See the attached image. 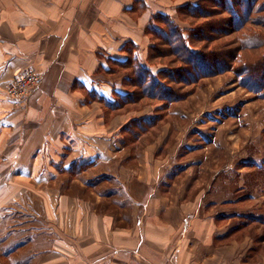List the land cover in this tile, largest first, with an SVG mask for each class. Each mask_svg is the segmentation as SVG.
I'll use <instances>...</instances> for the list:
<instances>
[{
	"label": "crops",
	"instance_id": "obj_1",
	"mask_svg": "<svg viewBox=\"0 0 264 264\" xmlns=\"http://www.w3.org/2000/svg\"><path fill=\"white\" fill-rule=\"evenodd\" d=\"M137 1L0 0V166H7L0 171V215L8 212L6 203L15 202L25 191L35 193L30 181L52 184L62 173H70L67 170L74 163L80 166L87 162L92 167L110 164L120 186L116 216L111 212L106 217L81 201L71 199V203V193L63 190L59 211L44 196L42 207H30L29 213H43V226L53 228L54 233L37 235V244L42 246L23 261L135 264L141 259L144 264H264V254L249 252L257 243L255 233L240 241L246 247L238 256L231 241L222 240L237 235L236 231L224 234V226L218 233L224 236L217 237L214 221L197 219V192L192 198L190 187L175 186L180 176L187 175L191 160L184 157L183 142L178 134H170L169 125L162 126L151 140L138 137L154 162L163 163L166 157L158 158V152L174 147L171 151L176 157L158 162L154 170L155 163L148 167L141 160L129 161L134 158H127L133 149L131 145L122 147L117 134L119 125L133 119L135 112L109 114L106 120L94 102L88 105L84 100L83 94L94 98L91 92L109 101L117 93L127 92L119 79H96L95 70L100 67L105 72L107 59L124 60V45L129 41L138 45L142 54L147 53L150 40L145 27L151 15L168 12L177 20L175 6L182 0ZM30 69L39 70L41 78L25 102L15 103L6 96L4 87ZM185 165L182 172L176 170ZM87 169L82 167L78 172L83 174ZM73 176H67L68 184ZM27 199V205H32L33 200ZM35 225L29 227H39L37 222ZM136 228L141 232L139 238ZM7 245L0 252L4 256L12 255L15 247ZM15 259L8 260L15 264Z\"/></svg>",
	"mask_w": 264,
	"mask_h": 264
},
{
	"label": "rangeland",
	"instance_id": "obj_2",
	"mask_svg": "<svg viewBox=\"0 0 264 264\" xmlns=\"http://www.w3.org/2000/svg\"><path fill=\"white\" fill-rule=\"evenodd\" d=\"M211 10H217L216 12L219 13V15L212 17L213 20L203 18L198 20L194 17L188 19L187 16L182 15V20H176L182 30H187L189 27L204 30L200 32L199 38L208 37L210 33L205 32L210 29H222L221 40L197 42L189 37L192 45H196L195 49L201 53L210 51L207 46L212 49H219L223 46L222 40H229L234 43L237 36V33L233 31L234 29L225 25L224 22L209 24L211 20L212 23H218L221 15L225 18L229 16L227 13L221 12L224 8L213 9L211 7ZM167 34L169 33L167 32ZM185 34H187L186 31ZM161 47L162 45L159 46L157 52L163 55L164 50ZM173 59L172 56L155 58L153 60L154 65L151 68L162 67V64ZM172 65L174 67L180 66L176 63ZM96 73V79L108 82V80L119 79L122 70H117V74L102 71ZM174 76L177 75L174 74ZM185 76L187 77L183 80H189L193 77L192 75L190 78L188 73H185ZM252 78L254 79V77ZM240 82L232 71H224L198 78L194 85L183 86L182 84L183 90H189V93L173 103H164L153 98L138 99L140 97L139 87L128 86L136 92L137 95H134L137 97H134L131 102H126V100L122 102L124 100L122 98L117 99L115 101L116 106H113L116 108L113 111L108 109L101 101L99 103L98 98H96L98 100L96 102L94 101L95 97L92 98L83 94L85 102L88 105L94 102L100 113L105 115L106 120L109 112L112 115L117 112L119 115L124 114L126 110L135 112L133 119H128L126 123H123L124 125L120 124L117 132L122 147H130L131 145V149H133L127 157L134 156L129 160L131 162L141 160L148 167L150 164L155 163L153 166L155 170L158 167V162L163 164L169 160L170 156L173 159L176 157V152L171 151L173 147L165 152H158V158L166 157L163 163L158 160L154 162L151 151L144 148L143 139H134L135 137H131L132 133L125 132L127 126L132 124L131 121L158 119L153 126L151 125L150 128L148 127L140 134V136L143 135L144 140L157 137L161 132L160 128L162 129V126L166 125L172 128L171 135H179L180 140L183 142L181 151L185 147L183 150V152H186L184 157L190 158L191 163L188 164L190 166L185 165L176 169H181L182 172L186 166L189 168L188 173L186 172L187 175L180 176V180L175 183V186L181 189L190 187L192 198L195 191L197 192V201L200 207V216L197 219L205 220L209 218L210 221H214L216 223V227H214L215 236L222 237L227 230H230V233L237 232V235H230V238H222V240L231 241L238 256L242 255L246 247V244L240 241L248 239L249 235L254 233V241L257 243L249 252L253 253L255 251L264 254V96L252 92ZM173 84L171 83L172 87ZM124 89L129 91L127 87H124ZM162 104H165L167 109L157 110V108H161ZM256 159L259 160L258 163L255 162ZM6 167L0 166V171H5ZM82 167H88L83 174L78 172ZM70 169L67 171H70L71 174L62 173L61 178L59 177L52 184L30 181L29 183L32 184L36 195L31 191H25L24 183H22L24 194L15 202L6 203L8 206L5 211L8 212H3L0 215V219L5 221H0V252L5 249L7 244L9 249L13 245L15 247L12 251L9 250L12 254L10 256H7V254L4 256L0 253L2 255L0 264H11L8 259L13 257L17 258L15 264H29V259L27 262L22 259L35 252V248L42 246L37 244L36 236H45L46 234L50 236L51 233H54L53 228L46 229L43 226L41 222L43 213L40 216L29 213L30 207H42L41 203L45 201L44 196L50 199L58 210L62 196L60 194L63 190L71 193L69 196L71 203H73L72 200L78 203L81 201L91 210L97 213L103 212L106 217L111 212V215L116 216L115 213L118 212V204L120 203L117 199L120 186L118 176L113 171V166L109 164L92 167L85 162L80 166L74 163L70 166ZM61 170L58 171L61 172ZM67 174H70L71 177L74 174V180L70 181L69 184L66 180L67 176L70 175ZM28 197L33 200L32 205H27ZM206 214H209V216L206 217ZM43 220L45 219L43 218ZM36 222L39 227L34 228V230L29 227L30 225L36 226ZM221 224H223V228H218ZM224 226L226 231L224 234L219 235L218 233L224 230ZM138 233L137 230V236ZM234 237L235 240H231ZM204 239H207L206 235ZM136 250L139 253L140 247ZM243 257L245 258V256ZM256 262L260 261L257 260ZM144 263L145 261L141 259L135 262V264Z\"/></svg>",
	"mask_w": 264,
	"mask_h": 264
},
{
	"label": "trees",
	"instance_id": "obj_3",
	"mask_svg": "<svg viewBox=\"0 0 264 264\" xmlns=\"http://www.w3.org/2000/svg\"><path fill=\"white\" fill-rule=\"evenodd\" d=\"M135 2L138 3L137 0ZM211 7L213 9L224 8L221 12L227 13L229 16L225 18L221 15L218 23H212V17L219 15V13L216 12L217 10H211ZM175 12L177 20H182V15L187 16L188 19L193 17L198 20L202 18L212 19L209 24L224 22L237 33L236 40L234 43L229 40H222L223 46L219 49H212L207 46L210 51L201 53L195 49L196 45H192L189 37L197 42L221 40L222 29H210L205 32L210 33L208 37L199 38L200 32L204 30L191 27L182 30L170 13L154 12L145 27L150 40L147 53L142 54L138 45L129 41L124 45L123 51L127 53L124 60L107 59L109 66L105 72L117 74V70H122L119 79L121 84L127 87L130 92L117 93L113 101L106 100L91 92L93 97L98 98L108 109L113 111L116 108L113 106H116L115 101L117 99L122 98L124 99L122 102L125 100L131 102L134 97H137L135 96L137 95L136 92L128 87L137 86L140 92L138 99L153 98L164 103H173L189 93V90H183L182 84L183 86L194 85L198 78L224 71H232L239 82L242 79L240 84L248 87L252 92L264 96V0H196L194 2L182 0L176 4ZM161 45V49L164 50L163 55L157 52ZM161 56H172L174 59L162 64V67L151 68L154 65L153 60ZM174 63L180 64V66L174 67L172 65ZM98 71L104 70L98 67L95 72ZM185 73H188L190 78L192 75L193 77L189 80H183L187 77ZM171 83H174L173 87ZM166 109L165 104H162L161 108H157L159 111ZM109 114L112 113L109 112ZM157 121L158 119L131 121L132 124L127 126L125 132L132 133L131 137L136 139ZM69 170H71L70 167ZM226 233H230V230Z\"/></svg>",
	"mask_w": 264,
	"mask_h": 264
},
{
	"label": "built area",
	"instance_id": "obj_4",
	"mask_svg": "<svg viewBox=\"0 0 264 264\" xmlns=\"http://www.w3.org/2000/svg\"><path fill=\"white\" fill-rule=\"evenodd\" d=\"M40 78L39 70H26L19 73L8 82L4 87V92L6 96L15 103L25 102Z\"/></svg>",
	"mask_w": 264,
	"mask_h": 264
}]
</instances>
